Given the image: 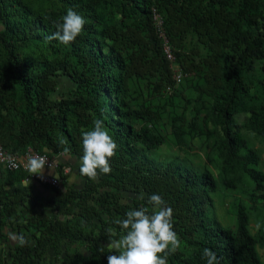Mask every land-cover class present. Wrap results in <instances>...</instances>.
I'll return each instance as SVG.
<instances>
[{
  "label": "trees",
  "instance_id": "obj_1",
  "mask_svg": "<svg viewBox=\"0 0 264 264\" xmlns=\"http://www.w3.org/2000/svg\"><path fill=\"white\" fill-rule=\"evenodd\" d=\"M69 9L85 18L82 35L70 45L47 39ZM155 15L175 65L205 84L222 185L235 188L234 175L241 173L251 183L249 202L264 203L260 155L242 135L245 129L264 142V1L0 0V146L17 157L31 149L52 161L66 154L81 163V130H91L96 119L118 144L110 174L91 180L79 174V164L80 186L69 182L65 166L54 169L61 188L40 183L27 170L0 169V237L9 226L17 239L7 254L0 244V264H43L57 253L60 262L49 264H107L115 254L107 247L108 228L117 232L112 238L123 234L111 222L130 209L151 208L152 194L173 209L182 241L184 251L169 256L168 264H206L205 248L220 264H264L257 251L264 229L249 232L242 203L234 228L208 215L209 196L219 188L211 171L149 158L165 142L144 125L156 111L133 107L128 95L133 80L156 92L171 82ZM189 35L208 50L198 62L181 53ZM238 114L247 115L244 124L237 123ZM172 123L176 144L185 146V120ZM73 242L90 254H67Z\"/></svg>",
  "mask_w": 264,
  "mask_h": 264
},
{
  "label": "rangeland",
  "instance_id": "obj_2",
  "mask_svg": "<svg viewBox=\"0 0 264 264\" xmlns=\"http://www.w3.org/2000/svg\"><path fill=\"white\" fill-rule=\"evenodd\" d=\"M207 51L206 46L197 42L196 38L191 35L183 40L181 53L194 58V62H198L203 56L208 54ZM166 86L159 87L158 92H156V89L146 84V82L133 80L131 91L128 95L133 107H147L154 110V112L156 111L153 121L145 122L144 125L153 126L162 134L165 142L156 150L149 151V158L161 163L173 160L198 172L204 169L211 171L219 183V188L217 192L209 196L208 215L215 218L221 226L234 228L236 207L239 203H242L247 208L250 218L249 232L252 235H257L261 229H264V203L262 201H257L253 204L249 202L248 194L251 192V183L241 173L234 175L235 188H225L222 185L219 178L215 134L213 125L207 115L211 100L205 93L203 80L200 77L189 75L184 77L183 82L179 86H172L171 92H166ZM178 117L186 122V145L183 147H179L176 144L173 136L174 126L172 121L177 120ZM246 117L247 115L238 114L236 116L237 123L244 124ZM242 135L248 146L259 153V169L264 172V142L260 137L245 129L242 130ZM209 160L211 161L209 162ZM53 162L56 165L55 170L57 172V166H65L67 168L70 183H75L76 186L81 185V178L77 173L79 162L66 154L55 156ZM64 187H66V184ZM13 237L15 235L12 228L6 226L3 230V235L0 237L1 249L6 254L10 251L11 245L17 244V239ZM180 250L184 251L183 247ZM257 251L261 261L264 263V246L261 247L259 245ZM67 254L86 255L90 254V250L84 244L73 242L67 244ZM54 258L58 263L60 262L59 253H57L55 257L51 255L50 258H47L43 264H49V260L51 262ZM73 264L80 263L75 262ZM88 264L98 263L92 261L88 262Z\"/></svg>",
  "mask_w": 264,
  "mask_h": 264
},
{
  "label": "clouds",
  "instance_id": "obj_3",
  "mask_svg": "<svg viewBox=\"0 0 264 264\" xmlns=\"http://www.w3.org/2000/svg\"><path fill=\"white\" fill-rule=\"evenodd\" d=\"M85 24L82 15L69 9L61 21L53 22L56 31L47 39L70 45L82 35ZM81 132L83 156L79 174L91 180H96L101 174H110V161L117 155L118 144L104 122L96 119L91 130L82 129ZM46 165V157L32 155L27 160L26 170L31 176L43 178ZM49 167L52 168V164ZM147 203L151 208L141 206L138 210L130 209L126 212V218L111 222L119 226L123 234L119 238H112L117 236V232L114 228H108L110 238L107 247L115 254L106 257L107 264H168V257L181 248L182 241L174 230L173 209L158 194H152ZM18 240L21 245L27 243L23 236L18 237ZM202 257L206 264H220L216 253L208 248L203 250Z\"/></svg>",
  "mask_w": 264,
  "mask_h": 264
},
{
  "label": "built area",
  "instance_id": "obj_4",
  "mask_svg": "<svg viewBox=\"0 0 264 264\" xmlns=\"http://www.w3.org/2000/svg\"><path fill=\"white\" fill-rule=\"evenodd\" d=\"M153 20L155 21V25L157 27L159 37L162 39L163 55L165 59L167 60V62H169L171 65V69H172V75H171L172 83L171 84L174 86H178L181 83L182 78L184 77V74L179 70L177 65H175L174 63L175 57L172 53L168 40L165 38L163 34L161 18L158 15H155ZM172 85L169 84L166 86L165 88L166 92L172 91ZM32 155H41L48 159V165L45 166V170L55 169L56 165L54 164V162L43 154H38L31 149H27L23 155H21L20 157H17V156L7 153L1 146H0V169L9 170V171H17L20 169L26 170L27 160L29 156H32ZM51 164H52L53 169L49 167V165ZM31 178L36 179L42 184H46L54 188H61V183H60V180L58 179V176L51 177L47 173H44L43 178L39 176H31Z\"/></svg>",
  "mask_w": 264,
  "mask_h": 264
},
{
  "label": "crops",
  "instance_id": "obj_5",
  "mask_svg": "<svg viewBox=\"0 0 264 264\" xmlns=\"http://www.w3.org/2000/svg\"><path fill=\"white\" fill-rule=\"evenodd\" d=\"M44 173H47L51 177H56V172L54 170H45Z\"/></svg>",
  "mask_w": 264,
  "mask_h": 264
}]
</instances>
